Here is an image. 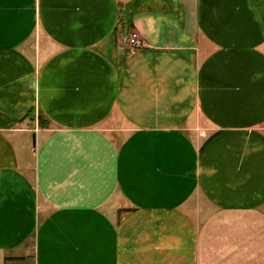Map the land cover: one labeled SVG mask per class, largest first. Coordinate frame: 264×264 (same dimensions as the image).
I'll return each instance as SVG.
<instances>
[{"label":"crops","instance_id":"crops-1","mask_svg":"<svg viewBox=\"0 0 264 264\" xmlns=\"http://www.w3.org/2000/svg\"><path fill=\"white\" fill-rule=\"evenodd\" d=\"M28 262L264 264V0H0V264Z\"/></svg>","mask_w":264,"mask_h":264},{"label":"built area","instance_id":"built-area-1","mask_svg":"<svg viewBox=\"0 0 264 264\" xmlns=\"http://www.w3.org/2000/svg\"><path fill=\"white\" fill-rule=\"evenodd\" d=\"M130 45L135 48V49H139L142 47V44L138 41L137 36L136 35H132V37L130 38Z\"/></svg>","mask_w":264,"mask_h":264},{"label":"trees","instance_id":"trees-1","mask_svg":"<svg viewBox=\"0 0 264 264\" xmlns=\"http://www.w3.org/2000/svg\"><path fill=\"white\" fill-rule=\"evenodd\" d=\"M125 16V17H124ZM129 18H130V15H128V14H124L123 16H121V20L123 21V22H127L128 23V20H129Z\"/></svg>","mask_w":264,"mask_h":264},{"label":"rangeland","instance_id":"rangeland-1","mask_svg":"<svg viewBox=\"0 0 264 264\" xmlns=\"http://www.w3.org/2000/svg\"><path fill=\"white\" fill-rule=\"evenodd\" d=\"M131 37H132V35H131V36H129V37H128V38L125 40V41H126V42H128L129 44H130V42H129V41H130V38H131ZM27 264H30V262H28Z\"/></svg>","mask_w":264,"mask_h":264}]
</instances>
